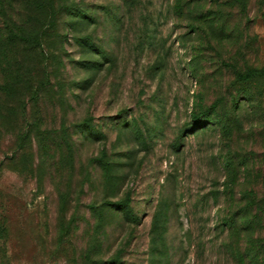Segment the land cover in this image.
<instances>
[{
    "label": "rangeland",
    "instance_id": "374dc122",
    "mask_svg": "<svg viewBox=\"0 0 264 264\" xmlns=\"http://www.w3.org/2000/svg\"><path fill=\"white\" fill-rule=\"evenodd\" d=\"M262 240L264 0H0V264Z\"/></svg>",
    "mask_w": 264,
    "mask_h": 264
},
{
    "label": "trees",
    "instance_id": "16d2710c",
    "mask_svg": "<svg viewBox=\"0 0 264 264\" xmlns=\"http://www.w3.org/2000/svg\"><path fill=\"white\" fill-rule=\"evenodd\" d=\"M196 119V118H195ZM257 256V264H264V240L257 243V250L255 251Z\"/></svg>",
    "mask_w": 264,
    "mask_h": 264
}]
</instances>
